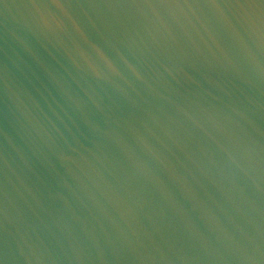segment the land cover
<instances>
[{
	"label": "water",
	"instance_id": "water-1",
	"mask_svg": "<svg viewBox=\"0 0 264 264\" xmlns=\"http://www.w3.org/2000/svg\"><path fill=\"white\" fill-rule=\"evenodd\" d=\"M0 264H264V0H0Z\"/></svg>",
	"mask_w": 264,
	"mask_h": 264
}]
</instances>
